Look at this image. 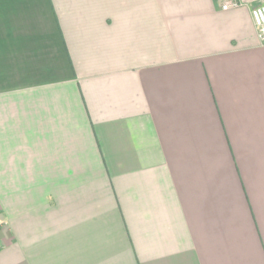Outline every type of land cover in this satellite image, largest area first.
I'll list each match as a JSON object with an SVG mask.
<instances>
[{"label": "crops", "instance_id": "1", "mask_svg": "<svg viewBox=\"0 0 264 264\" xmlns=\"http://www.w3.org/2000/svg\"><path fill=\"white\" fill-rule=\"evenodd\" d=\"M239 1L0 0V264H264Z\"/></svg>", "mask_w": 264, "mask_h": 264}, {"label": "built area", "instance_id": "2", "mask_svg": "<svg viewBox=\"0 0 264 264\" xmlns=\"http://www.w3.org/2000/svg\"><path fill=\"white\" fill-rule=\"evenodd\" d=\"M220 4L221 11H229L241 7L239 0H216ZM251 19L255 26L257 40L264 45V4H259L250 11Z\"/></svg>", "mask_w": 264, "mask_h": 264}, {"label": "rangeland", "instance_id": "3", "mask_svg": "<svg viewBox=\"0 0 264 264\" xmlns=\"http://www.w3.org/2000/svg\"><path fill=\"white\" fill-rule=\"evenodd\" d=\"M262 2H263V3H261V4H264V0H263ZM231 156H232V157H234V155H233V154H232Z\"/></svg>", "mask_w": 264, "mask_h": 264}]
</instances>
